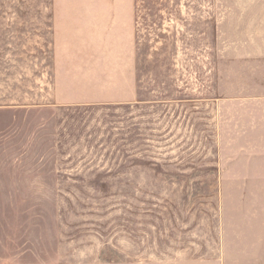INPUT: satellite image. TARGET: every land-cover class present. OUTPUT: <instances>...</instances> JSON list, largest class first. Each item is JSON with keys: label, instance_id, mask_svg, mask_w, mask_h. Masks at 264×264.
<instances>
[{"label": "rangeland", "instance_id": "rangeland-1", "mask_svg": "<svg viewBox=\"0 0 264 264\" xmlns=\"http://www.w3.org/2000/svg\"><path fill=\"white\" fill-rule=\"evenodd\" d=\"M59 2L0 0V16ZM117 3L130 33L85 46L114 48L91 79L132 98L40 102L30 76L0 108V264H264V0Z\"/></svg>", "mask_w": 264, "mask_h": 264}, {"label": "crops", "instance_id": "crops-1", "mask_svg": "<svg viewBox=\"0 0 264 264\" xmlns=\"http://www.w3.org/2000/svg\"><path fill=\"white\" fill-rule=\"evenodd\" d=\"M118 1L120 0L112 4H101L106 5V10L103 9L101 13L88 8L90 3L61 0L56 4L60 6L58 12L0 16V108L9 105L11 101L10 86H27L26 78L30 76L33 77L34 86L38 88L35 95L40 102L59 104L125 101L132 98L131 88L122 89L118 93L108 92L102 87L111 86L110 82H95L91 79L93 73L90 71L97 69V65L111 62L110 57L97 55L110 53L114 48L85 46L89 43V41L85 43V40L94 37L92 33L106 34L115 30L130 33L131 25L128 20L133 9L131 4L130 9L125 11L127 12L125 20H120L118 24L113 23L115 9L107 8L109 5H123L117 3ZM6 18H20L21 24H14L17 21ZM16 32L34 34L35 37L33 40L30 37L12 39L11 33ZM12 44L29 49L36 55L28 58L19 51L16 59L12 57L10 48ZM117 52L129 54L131 47L121 46ZM92 53L96 56L91 57ZM122 61L125 63L124 58ZM130 71V68L122 67L120 80L116 85L131 86ZM20 94L22 99L20 97L19 99L26 101V92L21 91Z\"/></svg>", "mask_w": 264, "mask_h": 264}]
</instances>
